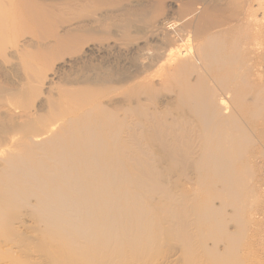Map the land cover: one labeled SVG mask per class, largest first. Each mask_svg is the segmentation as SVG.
<instances>
[{
	"label": "bare ground",
	"instance_id": "6f19581e",
	"mask_svg": "<svg viewBox=\"0 0 264 264\" xmlns=\"http://www.w3.org/2000/svg\"><path fill=\"white\" fill-rule=\"evenodd\" d=\"M32 3L24 19L51 32ZM134 18L138 50L168 64L109 79L122 120L98 101L107 81L88 114L41 133L0 117V264H264V0Z\"/></svg>",
	"mask_w": 264,
	"mask_h": 264
},
{
	"label": "rangeland",
	"instance_id": "374dc122",
	"mask_svg": "<svg viewBox=\"0 0 264 264\" xmlns=\"http://www.w3.org/2000/svg\"><path fill=\"white\" fill-rule=\"evenodd\" d=\"M21 1L0 0V117L7 118L4 123H30L33 131L41 133L59 114L61 123L88 114L93 103L88 91L101 93L106 81L107 98L98 100L100 106L116 111L122 120L124 106L118 92L109 89V79L141 61L148 62L150 75L168 64L167 57H153L152 46L138 50L136 43L147 40L148 31L145 23L132 19L157 3L168 5L174 0H32V8L50 16L51 32L37 13L24 19ZM179 11L165 15L178 18ZM97 44L102 50L91 51ZM144 53L151 58L143 60ZM133 142L137 149L136 135ZM5 145L0 143V149Z\"/></svg>",
	"mask_w": 264,
	"mask_h": 264
}]
</instances>
